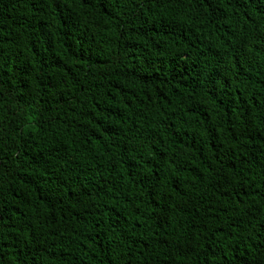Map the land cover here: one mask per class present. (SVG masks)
Returning <instances> with one entry per match:
<instances>
[{"label":"trees","instance_id":"16d2710c","mask_svg":"<svg viewBox=\"0 0 264 264\" xmlns=\"http://www.w3.org/2000/svg\"><path fill=\"white\" fill-rule=\"evenodd\" d=\"M0 264H264V0H0Z\"/></svg>","mask_w":264,"mask_h":264}]
</instances>
